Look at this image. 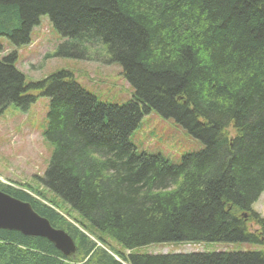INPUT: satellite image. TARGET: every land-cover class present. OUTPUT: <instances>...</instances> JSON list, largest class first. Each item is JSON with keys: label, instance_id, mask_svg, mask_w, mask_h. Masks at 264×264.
Listing matches in <instances>:
<instances>
[{"label": "trees", "instance_id": "trees-1", "mask_svg": "<svg viewBox=\"0 0 264 264\" xmlns=\"http://www.w3.org/2000/svg\"><path fill=\"white\" fill-rule=\"evenodd\" d=\"M43 16L66 39L48 56L95 51L120 65L133 92L103 104L65 70L27 87L16 52L0 60V114L41 88L52 147L40 179L49 197L0 190L76 245L64 256L45 238L0 228V264H264V218L252 209L264 192V0H0V38L27 44ZM152 110L201 147L178 163L138 153L130 135ZM173 242L260 249L134 252Z\"/></svg>", "mask_w": 264, "mask_h": 264}, {"label": "rangeland", "instance_id": "rangeland-1", "mask_svg": "<svg viewBox=\"0 0 264 264\" xmlns=\"http://www.w3.org/2000/svg\"><path fill=\"white\" fill-rule=\"evenodd\" d=\"M66 39L53 28L47 16L39 20L30 33V41L15 48L6 38H0V60L16 52L14 66L24 77V85L30 86L53 73L65 70L71 73L72 79L82 89L93 95L100 103L123 105L132 96V88L121 74L117 63L105 62L97 52H88V59L83 53L75 50L61 49L56 53L60 44ZM67 47V46H66ZM70 48V47H69ZM74 52V55H69ZM39 87L26 89L22 94L29 96L22 109L10 104L0 114V184L14 188H22L33 197L37 193L49 197L40 179L44 177L52 156V147L44 136L47 124L49 98ZM130 142L138 153L160 154L171 163H178L184 154L198 150L201 145L173 118H165L156 111L144 114L139 126L131 133ZM44 202L47 203L45 200ZM254 212L264 218V192L257 202L252 205ZM61 212V211H60ZM62 213V212H61ZM63 215L67 220L66 213ZM108 242L119 247L113 240ZM260 247L246 243H186L173 242L152 244L137 248V254H172V253H207L222 251H251Z\"/></svg>", "mask_w": 264, "mask_h": 264}, {"label": "water", "instance_id": "water-1", "mask_svg": "<svg viewBox=\"0 0 264 264\" xmlns=\"http://www.w3.org/2000/svg\"><path fill=\"white\" fill-rule=\"evenodd\" d=\"M0 228L19 231L27 236L45 238L65 256L75 251L74 242L67 232L52 227L45 217L33 210L30 203L14 198L1 190Z\"/></svg>", "mask_w": 264, "mask_h": 264}]
</instances>
